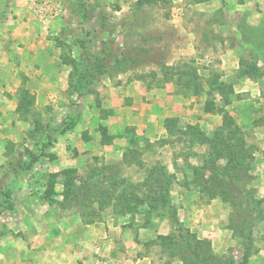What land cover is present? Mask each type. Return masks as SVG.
Wrapping results in <instances>:
<instances>
[{
  "label": "rangeland",
  "instance_id": "1",
  "mask_svg": "<svg viewBox=\"0 0 264 264\" xmlns=\"http://www.w3.org/2000/svg\"><path fill=\"white\" fill-rule=\"evenodd\" d=\"M16 27L39 34L41 61L24 66L64 81L47 97L18 73L26 113L0 153V264L13 238L28 251L35 239L26 264H53L41 237L57 238L45 227L57 216L63 230H109L110 255L90 239L82 260L217 264L210 247L219 264H264V0H13Z\"/></svg>",
  "mask_w": 264,
  "mask_h": 264
},
{
  "label": "crops",
  "instance_id": "2",
  "mask_svg": "<svg viewBox=\"0 0 264 264\" xmlns=\"http://www.w3.org/2000/svg\"><path fill=\"white\" fill-rule=\"evenodd\" d=\"M3 5L7 6V8L4 10L6 16H8L9 18L5 19L2 18V15H0V20L5 19V21L3 22L0 21V153L4 151L3 146L6 147V142L4 139L6 134L11 133L12 136L8 138H12L11 140H13V119L20 116V113L18 112L19 98H17L18 95L16 94L17 88H19V85H21L19 83L18 73L22 70H25L24 75L29 78L27 82H25V85L23 84V87L28 88L30 86L36 85L38 87L36 90L37 93H39L41 88L44 87V89L41 90L43 96H47L46 93L50 92L49 86H54L55 84H57L59 90V86L61 84L60 81L62 83L64 81L63 77L60 76L61 74L58 72L56 73L54 69L53 73L50 76L45 75L42 72L39 77V75L37 74H39L40 69L37 70V68H34L36 65H33V68L32 66H28V68L24 66V63L28 60H33V62H35V59L37 61H41V58L37 56L41 53V47L39 45L40 42L37 44L35 41L39 34L35 31L21 32L17 29V27L13 32V0H7L6 3L4 2V0H0V13L2 14H4L2 9ZM29 37H33V39L31 40V38ZM43 38H45L46 40L47 37L43 36ZM47 42L49 44V41ZM19 44H23V46L19 47ZM48 50L49 51L47 52L49 54V52L51 51L50 49ZM30 52L35 56L32 55V58L30 55L28 58H26L27 55L31 54ZM53 64L55 66V63ZM46 66L51 67V63H45L44 67ZM55 81H57V83ZM18 94H20V92ZM0 156L2 157V154ZM1 157L0 163H3L4 161L1 159ZM7 214L11 213H5V215ZM2 217L3 214L0 213V224L2 222ZM6 218L9 219L8 217ZM63 219L64 218L57 216L55 219L48 220L45 225L47 231H49L48 229L50 228L56 229L57 231L59 230L57 238H51L50 235L44 236V234H42L41 237L42 251L46 258L51 253L50 249H56L58 258L55 260L53 258V264H63V259L66 255H68V259L70 261L74 260V263H77V261L81 258V253H79L80 251H75L76 249L80 248L76 243L80 242L82 245V242H88L90 239H94V241L97 242V245H99V247L93 248L94 254H96L97 256L101 254L103 256L110 255L109 245L111 240L108 239L109 230H105L103 228L104 224L97 225L96 223H94L84 226L81 221H78L77 219L78 222H72L73 227L71 228V232L70 230H63V225H65V223H63ZM66 232L70 234V237H72L71 241H67ZM2 238L3 237L0 236V248L2 245L9 244L8 242L3 243ZM34 240V238H30L27 241V245L30 247V251H28L27 246H25V248L20 247L16 239L13 238V264H26L23 261V249H27V254L30 253L31 250H33L35 244L31 243V241L34 242ZM93 251L92 249H87L86 252L87 254H90V258L85 257V260H80L86 261L87 259V261H89L92 259L95 261V263L92 261L90 262L94 264H106V262H101V260H95L96 258H94L91 253ZM127 252L128 251L126 250V253ZM1 258H3L2 255H0V260ZM8 259V261L11 260V258ZM108 262V264H152V261L149 257L138 256L136 253H131L129 256L112 258L111 260H108ZM85 263L86 262H84L83 264Z\"/></svg>",
  "mask_w": 264,
  "mask_h": 264
},
{
  "label": "trees",
  "instance_id": "3",
  "mask_svg": "<svg viewBox=\"0 0 264 264\" xmlns=\"http://www.w3.org/2000/svg\"><path fill=\"white\" fill-rule=\"evenodd\" d=\"M143 1H146V0H143ZM22 93L25 94L26 91H21V94H22ZM195 93H197V92H195ZM21 103H22V102L20 101V98H19L18 111L21 112V114H25L26 111H22L21 108L19 107V106L21 105ZM159 239L164 240L165 238H164V237H159ZM194 241H195L196 244H198V242H199V241H197V239L195 238V236H194ZM199 243H200V242H199ZM200 244H201V243H200ZM143 245H146V244H143ZM166 245H167V247L171 248V244H170V243H167ZM186 246H187L188 251H190L191 253H193V255H192L193 258H194V257H195V258H198L199 254L196 252V251L198 250V247L195 246V245H193V247H192V245L189 244V243H187ZM183 252H184V254L186 253V251H183ZM207 254H209V255H208V256L206 255V257L204 258L205 261H209V260H211V261L217 262V264L220 263V260H219L218 257H216V256L214 257L213 255H211V253H210V247H208V249H207ZM181 258H182L184 264H187L185 260L190 259V257H186V256H184V255H181Z\"/></svg>",
  "mask_w": 264,
  "mask_h": 264
}]
</instances>
